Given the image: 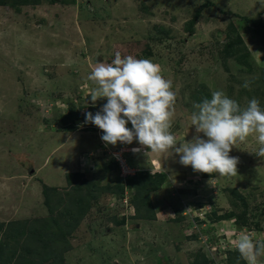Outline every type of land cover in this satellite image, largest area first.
Here are the masks:
<instances>
[{
    "label": "rangeland",
    "instance_id": "1",
    "mask_svg": "<svg viewBox=\"0 0 264 264\" xmlns=\"http://www.w3.org/2000/svg\"><path fill=\"white\" fill-rule=\"evenodd\" d=\"M8 1L0 0V264H246L238 234L264 242L254 134L230 152L237 174L221 176L166 152L136 157L135 140L105 146L84 120L107 103L92 105L89 74L116 52L159 64L172 81L178 143L192 139L193 104L212 91L264 108V0ZM148 160L168 180L144 177L139 193L135 177Z\"/></svg>",
    "mask_w": 264,
    "mask_h": 264
},
{
    "label": "clouds",
    "instance_id": "2",
    "mask_svg": "<svg viewBox=\"0 0 264 264\" xmlns=\"http://www.w3.org/2000/svg\"><path fill=\"white\" fill-rule=\"evenodd\" d=\"M89 80L94 85L88 94L92 105L101 98H106L107 103L95 114L86 112L84 124L102 130L105 146L118 142L131 145L135 140L140 147L131 148V154L140 152L147 157L149 152H169L195 172L228 176L237 174L239 163L238 157L230 156L233 147L254 134L260 145L258 156L264 157V108L255 97L241 106L224 91H212L210 98L193 104L192 139L178 143L170 131L176 95L172 81L163 77L159 64L132 55L122 57L116 52L111 63L94 67ZM243 87L249 88V82L245 81ZM129 122L131 128L127 126ZM149 165L145 172L164 174L166 179L158 163L152 160ZM235 248L246 264H259V258L264 256V242L255 241L245 231L238 234Z\"/></svg>",
    "mask_w": 264,
    "mask_h": 264
},
{
    "label": "trees",
    "instance_id": "3",
    "mask_svg": "<svg viewBox=\"0 0 264 264\" xmlns=\"http://www.w3.org/2000/svg\"><path fill=\"white\" fill-rule=\"evenodd\" d=\"M5 3V2H4ZM18 3V0H9L8 1V4L10 5L11 8H14L16 7V4ZM144 177H147L146 179L148 180H151L150 182H156L157 184L162 185V183L164 182V178H165V175L164 174H153V173H147L145 171H141V172H138L137 175H136V179H138V185L137 186V189H138V192L140 193L142 190H144L145 186L147 185V182H143L144 180ZM141 183V184H140ZM117 189L118 191L120 190V192L122 191V187L121 186H117ZM147 199H145L142 203H147L145 202ZM69 217H72L71 214H69ZM144 217V216H143ZM76 222V221H75Z\"/></svg>",
    "mask_w": 264,
    "mask_h": 264
},
{
    "label": "built area",
    "instance_id": "4",
    "mask_svg": "<svg viewBox=\"0 0 264 264\" xmlns=\"http://www.w3.org/2000/svg\"><path fill=\"white\" fill-rule=\"evenodd\" d=\"M115 159L118 161V163L120 164V159H118V158H116L115 157ZM119 171H120V175L122 176V177H125V175H128V176H130L131 175V173H132V171L130 170V168H128L126 165H124V164H121L120 165V167H119Z\"/></svg>",
    "mask_w": 264,
    "mask_h": 264
},
{
    "label": "crops",
    "instance_id": "5",
    "mask_svg": "<svg viewBox=\"0 0 264 264\" xmlns=\"http://www.w3.org/2000/svg\"><path fill=\"white\" fill-rule=\"evenodd\" d=\"M136 148V147H135ZM136 157H139V156H141V155H143L142 153H139V154H134ZM163 155H165L164 153H163ZM166 155H171L169 152H166ZM174 160H176V162H175V164H179V157L177 156V158L175 157V159ZM149 163V160L148 161H145V163L144 164H148ZM159 164V163H158ZM161 164V163H160ZM163 164V163H162ZM166 179H167V175H166ZM168 180V179H167ZM169 180H170V177H169Z\"/></svg>",
    "mask_w": 264,
    "mask_h": 264
},
{
    "label": "water",
    "instance_id": "6",
    "mask_svg": "<svg viewBox=\"0 0 264 264\" xmlns=\"http://www.w3.org/2000/svg\"><path fill=\"white\" fill-rule=\"evenodd\" d=\"M56 1V0H55Z\"/></svg>",
    "mask_w": 264,
    "mask_h": 264
}]
</instances>
